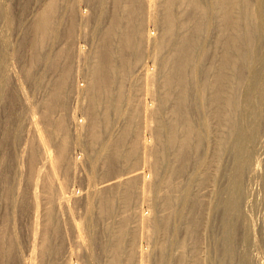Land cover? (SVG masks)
<instances>
[{"label": "bare ground", "instance_id": "6f19581e", "mask_svg": "<svg viewBox=\"0 0 264 264\" xmlns=\"http://www.w3.org/2000/svg\"><path fill=\"white\" fill-rule=\"evenodd\" d=\"M58 2L49 0L35 15L39 48L56 32ZM117 4L122 14L103 33L105 51L88 62L82 86L76 83L73 92V80L65 72L58 91L53 87L33 104L17 87L34 133L27 153L28 180L40 178L46 189L47 176L66 166L88 169L83 172L84 192L70 189L63 196V185L57 184V206L44 208L41 234L33 230L28 250L37 249L38 237L40 264L57 254L62 213L71 243L61 264H101L103 259L104 264H264V214L254 215L257 202L251 191L253 182L264 179V0ZM143 13L153 28L157 23V36L144 34ZM147 56L151 69L141 64ZM136 66L139 76L130 93L125 82ZM1 68L0 105L6 113L12 97ZM34 76L29 77L32 82L39 79ZM14 80L19 82L16 75ZM68 89L75 109L81 99L88 100L82 113L86 123L72 111L52 120L57 109L65 112ZM138 93L149 102L137 100ZM114 116L124 117L125 123L112 141L108 132ZM85 134L89 149L79 161L70 150L82 147ZM52 144L56 148L50 155ZM40 155L47 171L34 169ZM77 203L83 213L76 220ZM117 210L121 216L113 223ZM96 222L104 225L99 232L107 237L104 243L92 238ZM4 245L0 258L8 261L13 245L10 240Z\"/></svg>", "mask_w": 264, "mask_h": 264}, {"label": "rangeland", "instance_id": "374dc122", "mask_svg": "<svg viewBox=\"0 0 264 264\" xmlns=\"http://www.w3.org/2000/svg\"><path fill=\"white\" fill-rule=\"evenodd\" d=\"M48 1L49 0H0V68L3 67L1 69H3L6 84L9 87L8 94L12 97L11 102L6 106L7 109H4L6 113H2L3 105H0V254L2 253L1 250H3L2 245L4 243L6 245L10 240V243L13 245L10 249V252L12 251L10 256L12 257L9 258L8 261H1L2 259L0 258V264H23V261L21 260L22 258H25L24 260L26 261V264H29L27 259L28 255H31V253H35L33 254V262L35 264H40L41 258L37 245L39 243L38 237L41 234L44 222V208L57 206V203L55 202L59 196L57 184L61 183L63 185L65 193L63 196H67L70 189H74L77 192H84L85 173H88L87 167L85 168V171H83L81 168L77 169L79 168L78 165L74 166L75 169L73 166H66V168L60 170L62 173L58 171L56 173L57 175L54 177L52 174L47 176L49 186L46 189H43L42 180L40 178L36 183H34L35 179H33V177L28 180L27 153L30 147L29 144L34 137V133L33 126H30V123H32L31 115L26 112V106L22 102L23 100L21 97L22 91L18 90L17 87L20 86L23 88L22 93L30 99L32 102L31 104H33L34 102L43 99L51 92L53 87L58 91L60 77L66 72V74H70L73 80L72 90L74 92L76 83H78V85L80 84L79 86L84 84L83 79L88 74L87 72L89 70L87 64L94 56V53L101 50V53L105 51L103 46L106 40H104V38L102 39V35L108 28L109 23L114 20V18L120 17L122 14V12L119 11L121 6L118 7L117 0H59L57 6L58 21L56 32L53 36L50 34V36L42 42L43 44L40 46L42 48H39L38 39L36 37L38 35L40 36V34H38V30L35 31L34 29L38 20V18H36V13L42 9ZM187 11L189 12V9H187ZM79 14L81 16L83 15L84 22L81 20ZM155 15L154 21L160 18V13ZM34 19L37 20L35 21ZM143 20L144 34L149 33L150 36L156 34L157 36L159 29L157 23L156 26H154L155 28H153L152 19L147 18V13H143ZM159 24L160 21H158V25ZM66 29L67 31H65ZM33 44L34 46L36 45V47H34ZM20 55L22 56V59ZM141 64L148 69H151L150 66L152 63L148 56L142 59ZM24 67L28 69V73H30L31 76L25 75L27 70ZM137 71L138 67L136 66L133 69L130 81H128L129 83L125 82V88L126 90H129L130 93L132 92V86L136 84L134 81L137 80V77L139 76ZM15 75L18 77L19 82L14 80ZM36 75L39 76V79L32 82L29 77L34 76L36 79ZM70 84L71 82L68 86H71ZM68 86L67 88H69ZM69 91L70 90L68 89V91L65 92V95L67 96L65 98V112L61 111L63 112L61 113L60 110L57 109L51 117L52 120L56 121L62 116V114L66 113V115H69L72 111V114L76 113L75 116L78 121L83 120L84 123H86L85 121H87V119L85 116H82V113H84L83 108L88 105V100L81 99L79 107L75 109L74 103H72L73 100L71 101L68 96ZM142 97L143 99L146 98V100H144L147 103L149 102V99L147 100V97H144V94L141 95L138 93L136 99H140L143 102ZM128 108L129 106H126L124 103L123 110L128 112ZM124 117H126V114ZM124 117H112L111 129L108 132L112 141L114 137H118L121 133L125 123ZM14 123L16 124L14 125ZM14 128H17V133H14ZM18 128L20 129L18 130ZM12 133H14V135H12ZM88 138L87 134H85L80 139L83 144L82 147L77 146L75 148L72 147L73 149L71 148V157L75 156L79 161L85 158V154L82 155L83 158L79 157H81L80 154L84 151L87 152L89 149L87 144ZM55 141L56 140H54V143ZM103 144L104 146L100 150L105 148V137ZM54 148H56L54 147V144L48 148L50 155L55 153ZM42 164H44V167ZM36 167L37 169L40 168V171H47L48 169V163L43 160L41 155L40 161L36 164L34 169H36ZM69 169L73 172H69ZM98 169L100 170V165L97 166V171H99ZM36 172L35 174L39 173ZM251 188L253 193L252 197H254L253 200H256L255 202H257V209L254 210L256 214L254 213V215H259V213L264 214V203H262L264 202V194H262L264 193V179L263 181L260 180L253 182ZM33 193L35 194L34 198ZM260 194H262V196ZM60 201H63V199ZM116 204L117 203H115V209H118L119 204L117 206ZM78 205L79 203L74 205L76 220L83 213V206ZM118 212L119 210H117L113 223H116L120 219L121 214ZM129 212H132V209H130ZM57 223L59 224L58 228H61L59 231L62 232V234L59 232L62 238L59 236L56 242L59 250L56 255L51 256L52 258L50 257L51 259L45 258L42 264H61L65 259V250L71 243L65 214H58ZM96 224L94 225L96 228H94L92 238L96 241L98 238L99 241L101 240V242L104 243V241L107 240V237H105L104 234L103 236L102 234L100 235L101 231L103 233L104 225L97 222ZM97 228L99 231H95ZM33 230L38 236L36 240L37 249H35L36 251L34 250L33 252H30L28 250V245L32 239ZM65 236L68 237V240ZM59 239H61V242ZM101 251L102 250L99 247H96L94 250L99 257L102 256ZM101 264H104V259L101 260Z\"/></svg>", "mask_w": 264, "mask_h": 264}]
</instances>
